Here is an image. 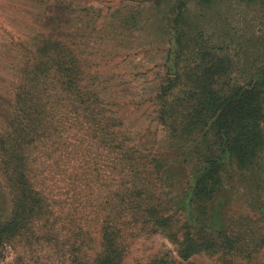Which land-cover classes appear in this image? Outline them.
I'll return each instance as SVG.
<instances>
[{
	"label": "rangeland",
	"instance_id": "1",
	"mask_svg": "<svg viewBox=\"0 0 264 264\" xmlns=\"http://www.w3.org/2000/svg\"><path fill=\"white\" fill-rule=\"evenodd\" d=\"M196 2L185 9L177 0H0V136L28 99L42 98L36 109L57 116L50 133L49 121L39 123L38 135L31 131L29 149L34 185L51 215L4 246L0 264H93L109 220L124 232L113 236L107 264H264V152L221 173L216 200L196 211V227L195 204L184 199L226 142L222 122H196L211 106L200 103L197 78L192 91L184 75L212 67L221 73L216 78H235L232 85L218 80L214 106L238 87L248 89L256 75L264 79V0ZM174 11L182 15L172 38ZM175 55L180 74L171 79ZM59 60L72 63L57 74L69 72L75 85L53 96L51 107ZM169 81L171 89L164 88ZM128 192L135 195L122 202ZM148 205L184 234L214 223L230 237L240 234L243 253L219 258L205 251L185 262L175 243L130 213L141 209L148 219ZM11 210L0 155V213Z\"/></svg>",
	"mask_w": 264,
	"mask_h": 264
},
{
	"label": "trees",
	"instance_id": "2",
	"mask_svg": "<svg viewBox=\"0 0 264 264\" xmlns=\"http://www.w3.org/2000/svg\"><path fill=\"white\" fill-rule=\"evenodd\" d=\"M194 1H197V5L201 7L210 3L209 0H177V3L181 2L182 5H185V9H188V4ZM173 14H176L173 15V19L176 20L172 21L171 32H173L178 18L182 15L180 11L179 13L174 11ZM172 35V38L176 37L174 32ZM174 61L175 64L170 74L171 79L177 78L180 74L178 55L174 56ZM70 63L68 61L61 63L59 60L55 65L56 71H54V74L63 73L66 65ZM70 71L74 73L72 68H70ZM58 74V78H50L52 81L49 82V89L54 92V95L51 94L48 98L51 107L53 96L62 98L61 95L66 94L65 86H68V84L75 85L69 72H66L65 76L63 74L62 77ZM219 74L221 73L217 69L211 67L210 69L204 68V71L198 75H184V80L187 81L185 85L192 91L196 89L192 88L193 85L191 86L190 82L197 78L194 82L197 83L198 92L201 91L204 94V96L202 94L199 96L200 103L211 106L212 114L207 118L197 114L195 117L196 122L203 126H218L222 122V135L226 136V142L221 145V159L208 160L204 163L202 170H200L201 174L191 188L193 193H189L184 198L185 200L190 198V203L195 204L196 208L193 207L191 211V224L195 227L199 223L196 211L199 210L205 213L209 208V204L212 202L213 205L214 200H216L215 192L217 187L219 188L221 185V173H226L228 170L232 172L234 164L242 166L264 152V133L262 132L264 126V79L258 78L256 75L252 83L249 84L248 89L238 87L235 94L225 97L224 100L214 106L211 101L217 95L215 85L219 83L218 80H224L225 77L230 80L228 83L232 85L235 79L231 77V74L225 75L224 73H222L224 77L216 78ZM164 88L171 89L170 81ZM72 89L71 86L70 91ZM38 101L42 102L43 99H28V106L24 109L25 101L19 99V105H21L23 111L19 108V114L16 118L13 116L11 122H9V129L0 136L1 164L6 184L10 190L12 207V210L4 218L0 213V250L6 245H13L29 232L37 230L39 226L36 225L43 218H48V215H51L48 205L46 207L47 199L34 185L29 149L30 145L35 142L31 137V131L37 132L38 135L39 123L43 127V121H49L50 127L47 131L50 133L52 126L57 123V116L51 112L43 117L35 107ZM80 105L89 107L90 103L84 100V103ZM234 106L238 107L239 111L234 110L232 112L231 109ZM245 107H251V109L241 111ZM163 109H166V107L162 108V112ZM23 119H26V124L23 123ZM229 126H233V128L229 129ZM10 128L11 132H8ZM134 195L135 193L130 194L128 192L122 198V202L126 201V197L132 198ZM207 201L208 203L205 205ZM143 211L148 219L143 220L141 209H130L134 219H142V225L148 224L144 229L163 233L165 237L175 243L178 246L179 255L185 262H188L193 255L205 251H207V254L219 258L235 255L239 252L243 253L241 247L245 245V242L242 236L234 233V236L230 237L221 227H217L216 223L212 225L204 224L202 230L198 233L188 232L184 234L181 232V227L175 226L172 217L161 215L160 211L154 206L148 205L147 208H143ZM111 224L110 220L103 222L101 231V247L103 250L97 254L93 264H107L105 257L106 253L110 254L112 251L113 236L118 239L124 232L114 226L111 228ZM33 228L34 230H32ZM204 228L210 232H205ZM179 234H182V241L178 239Z\"/></svg>",
	"mask_w": 264,
	"mask_h": 264
}]
</instances>
